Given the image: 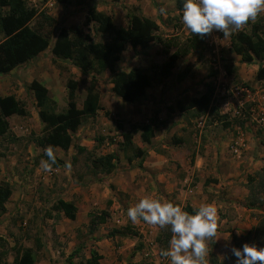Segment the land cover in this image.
<instances>
[{
  "label": "crops",
  "instance_id": "obj_1",
  "mask_svg": "<svg viewBox=\"0 0 264 264\" xmlns=\"http://www.w3.org/2000/svg\"><path fill=\"white\" fill-rule=\"evenodd\" d=\"M25 1L36 10L38 6H41L40 9L45 10L47 14L52 13L48 7L57 4L55 0ZM108 1L99 0V2H92L93 4L91 3L89 8L94 7L97 11L105 13L112 18L116 26L123 28H127L129 20L133 16L140 15L156 21L160 30L171 31L172 28L163 23V19L172 17L174 14L178 15L173 0H155V2L153 0H142L136 3L134 0ZM133 2L136 7L129 8L128 5ZM57 5L65 7V9L68 8V5ZM78 8L79 11L74 8L75 12L72 13L71 19H75L78 12H80L82 18L79 17L77 19L86 20L88 8ZM161 8L166 9L167 15H159L158 12ZM134 11L136 13H133ZM37 12L40 13L38 10ZM61 25L64 26L66 23ZM89 27L92 28L91 25ZM209 42H214L217 46V49H215L216 55H212V48L208 49L209 62L197 59L196 54L191 52L185 57V59H190L189 61L192 64L189 70H184L181 66L178 67L179 60L168 79L153 83L146 90L145 96L138 102L134 104L126 103V109L130 111L126 118L131 124L152 123L155 125L154 136L150 144H143L140 141L139 133H135L133 136L134 145L147 153L142 160L133 159L130 163H127L123 154H121V158L118 157L117 152H120L118 143L122 142V134L128 133L129 129L110 133V135L116 136L112 139L113 142L111 141L107 144L110 147L109 150H103L101 153V156L114 153L118 157L116 169L110 174L85 173L83 176L80 175L78 180H74V177L68 175L70 171L66 167L71 162L60 157L59 151L62 150L55 149L56 158L65 163L64 175H68L67 183L62 185L71 190L68 194L62 193L56 196V200L62 199L74 203L77 208L76 218L71 221L74 223V227L85 226L88 228L89 215L91 213H96V211H106L108 213L106 222L99 225L92 234L89 233L94 246L87 249L82 248L85 250V259L90 257V250L94 249L102 256L100 264H136L141 261L139 253L135 251L136 245L140 240L132 236H121L116 231L122 228H129V230L133 231L134 229L131 228V225H135L137 233L141 236L143 235V240L140 243H143L145 248V233L150 228V225L143 221L133 224L127 216V210L146 196L172 202L174 205H179L183 210L189 208L187 212L190 214H195V211L203 204H215L220 218V226L217 233L219 239L216 242L213 241L212 249V252L216 255L231 248L228 240L231 234L242 233L246 228H249L251 224L249 213L253 210L252 208H247L245 204V178L247 173L252 175L251 173L262 165L263 160L261 158L263 154L258 152L260 151L259 148L254 150L252 133L258 130L256 131L251 125L248 126L246 123L236 124L231 122V119L241 121L249 119L252 122L256 121L257 124V120L261 115L260 111L264 112V98L261 96L264 94V81L258 82L255 80L258 70L257 64H242L240 58L231 52L230 36L224 38L222 32L213 31L211 36L205 40L206 47ZM44 53L46 51L33 60V67L37 68V66L41 65V58ZM216 56L219 58V62L216 66H213L211 59ZM226 56L229 61L225 60ZM50 58L53 63L58 61H53L51 52ZM224 63L229 65L227 66L229 67L226 69L227 71L223 68ZM27 64L14 69L7 75L0 76V78L7 77L15 81L16 73L23 70L22 68ZM140 67L145 68L144 65ZM176 73L180 76H177V79H173ZM103 75L111 76L109 72H105ZM36 80L48 89L50 97L57 103V107L66 105L65 100L60 98L55 92L56 86L59 89L61 88V92L62 90L64 91L65 79L61 76L59 70L54 67L42 73V75L36 76ZM250 82H253L254 94H251L248 89L249 92L244 94L243 99H240V101L245 104L248 102L249 104L247 105H250V108H254L255 111L253 114H247L243 119L235 118L232 114H224V111L219 112L220 116L212 118L214 115L212 108L215 102L212 97L210 106L204 113L197 112L195 108L185 109V100L202 96L206 92V86L210 83L214 94L217 86L222 83L230 87L233 84H247ZM259 83H263L260 89H258ZM109 85L111 89V83ZM9 95L12 94L6 93V95L0 96ZM29 95L32 97L30 93ZM84 97L85 94L83 99ZM250 101L257 104H250ZM238 103L237 97L234 96L231 102L227 101L226 106H228L229 110H232ZM258 110H260L259 113ZM103 111L104 108L98 111L91 120L101 119ZM36 116L37 127L42 129L37 111ZM16 117L12 116L8 119L10 130L12 131L11 124L16 125V123L20 122L19 118H26ZM257 126L259 128L258 124ZM260 131L263 132L261 129ZM14 132L16 131L14 130ZM97 133L90 132L86 128H79L72 137L77 140V146L90 151L95 148L97 143L95 139ZM101 133L108 135L106 132ZM116 145L117 149L115 148ZM33 147V156L39 157V161L42 162L43 160L40 158L41 149L34 142ZM107 151L108 153H106ZM254 155L259 158L255 162ZM11 164L14 165V162H11ZM59 167L53 165L51 172H46L44 169L40 171L37 169V172L42 175L43 181H48L49 177L53 179L57 175L60 171ZM8 169L13 174L14 168ZM12 181L17 182L16 178H13ZM52 186L50 185V187ZM25 188L24 185L18 184L16 186L18 190L12 191V195L5 205L8 214L13 215L19 211L24 206L25 201H32L29 196L24 195ZM40 201L41 197L33 193V207L36 204L39 205ZM52 213L56 214L50 210L47 221L52 225V228L56 229L58 235L62 236V229L58 225H53L54 218L50 216ZM56 215L61 216L64 221L70 222L62 214ZM108 229L111 231L110 234H108ZM78 245V242L65 245L50 240L46 241L43 245L45 257H41L39 260L36 259V264H68V261H70L69 255L79 247ZM150 245H152V242L148 246ZM152 247L154 248L155 245H152Z\"/></svg>",
  "mask_w": 264,
  "mask_h": 264
},
{
  "label": "trees",
  "instance_id": "obj_2",
  "mask_svg": "<svg viewBox=\"0 0 264 264\" xmlns=\"http://www.w3.org/2000/svg\"><path fill=\"white\" fill-rule=\"evenodd\" d=\"M76 0H55L60 5H70ZM175 9L182 17L184 0H174ZM39 13L25 0H0V76L9 74L14 69L33 61L39 54L50 47L53 61H68L83 75L90 78V83L85 91V97L79 108L76 103L78 84L72 79H67V106L64 110L57 111V103L50 97L48 89L37 80H33L26 87L32 95L39 121L42 124V133L33 142L41 149L40 158L48 160L45 149L53 146V149L68 151L73 146V134L79 130L86 119L94 118L98 111L103 110L100 95L96 90L98 78L105 72L111 74L110 83L112 94L122 102L134 104L141 100L154 83V77L163 81L172 75L179 60L187 57L191 52L196 53L205 47L203 38L189 31L188 37L179 42L178 39L163 40L158 36L160 27L156 21L140 16H133L127 28L116 26L112 18L105 13L90 7L87 11L86 23L92 26L91 32L85 33L80 26H71L56 30L51 44V32L45 28H51L55 23L50 16L41 15L43 24L38 26L33 22L39 17ZM54 28V27H53ZM105 40L96 41L95 38ZM156 43L164 48L166 60L151 70L132 68L129 71H117L116 64L120 61L126 46L132 50L146 49ZM173 49V52L169 51ZM231 52L240 58L242 64H257L258 70L255 80L264 81V17H259L255 22H249L244 29L233 32L230 35ZM153 69V71H152ZM181 79V77H180ZM246 87V86H244ZM247 88V87H246ZM248 89V88H247ZM249 91V90H248ZM213 88L206 86V92L199 98H190L185 101V109L195 108L197 112L204 113L210 106ZM29 111L26 104L15 96H0V138L10 134L8 119L12 116L27 117ZM155 125L142 123L135 132L122 134V142L118 143V150L125 156L126 162L133 159L142 160L146 151L136 147L133 136L139 133L143 144H150L154 136ZM77 153H89L86 149L76 146ZM73 158V162L75 161ZM92 173L110 174L116 169L118 157L114 153L106 154L90 159ZM54 166H60L56 158ZM256 186H253L255 185ZM247 208H253L260 203L254 194V187L264 188V169L247 177ZM12 195V188L7 183H0V213L6 211V203ZM51 212L62 214L64 218L74 221L77 208L72 202L62 199L56 200L50 207ZM189 211V208H185ZM108 213L102 211L99 214L89 215L88 232L92 234L99 225L104 224ZM121 236L139 237L137 232L122 228L116 231ZM242 237V238H241ZM245 243L250 242L258 248H264V215L260 217L256 226L240 236ZM234 239H237L236 237ZM0 248H4V241L0 240ZM82 247H77L71 257L76 256ZM7 253L4 249L0 252V264H36V254L33 248H23L15 256L11 263L6 260ZM232 257V254H230ZM102 256L94 249L90 250V257L82 264H100ZM210 264H224L216 255L210 254ZM136 264H152L143 259Z\"/></svg>",
  "mask_w": 264,
  "mask_h": 264
},
{
  "label": "rangeland",
  "instance_id": "obj_3",
  "mask_svg": "<svg viewBox=\"0 0 264 264\" xmlns=\"http://www.w3.org/2000/svg\"><path fill=\"white\" fill-rule=\"evenodd\" d=\"M95 1L99 2V0H76L70 5H68V8L66 9L65 7L53 4L48 7L49 10L52 12L51 14L45 13V10L40 9L41 6H38L37 10L40 12V16H50L55 21V23L52 24L51 28H45L47 32H51V44L53 43L56 30H59L61 28L80 26L83 28L84 32H91V27L87 25L86 20L77 19L79 17L82 18L80 12H78V15H76V20L71 18L73 15L72 13L75 12L74 8H76V11H79L78 7L82 9H89L91 3H95ZM115 1L120 2L121 0H111V2ZM140 1L142 0H134L135 3ZM153 1L155 2V0ZM134 2L128 5L129 8L136 7V5H134ZM133 13H136V11H134ZM158 13L159 15H161L160 11ZM40 16L35 19V21L33 22V26H40L42 24L44 26V20ZM259 17H264V13H261L258 18ZM63 23H66V25L62 26L61 24ZM163 23H166L172 28L171 31H164L163 29L159 30L158 36L163 40L168 41L173 40L174 38L178 39L179 42H183L188 37L189 30L184 26L182 22V17H180L179 14H174L172 17L164 18ZM95 40L101 41L105 39L96 37ZM50 48L46 50V53H44L43 57L41 58V65L37 66V68L33 67L32 61L28 63L25 67H23V70H20L16 73V77H14L15 81L10 80L7 77L0 78V95H6V93L12 94L18 100L24 102L29 111V115L26 118H19L20 122L16 123V125L11 124L13 131L10 130L9 135L0 138V183L9 184L12 188V191H17L18 189H16V186H18V184H22L26 187L24 190V195L29 196V198L32 199V201H25L24 206L13 215L8 214V210H6L4 213H0V240H3L5 242L4 248L2 249H4L7 253L6 260L9 263L12 262L13 258L17 256V254L23 248H33L37 260L41 259V257H45L43 245L46 241L49 240L65 245H68L73 242H78V246L86 249L91 246H94V244L91 242L92 239L88 232V228H86L85 226L76 228L74 227L73 222L64 221L61 216H57L56 214L52 213L50 216L51 218H54L53 225H58L63 232L62 236L58 235L56 229L52 228V225H50V223L47 221L49 216L48 214H50V207L55 202L57 198L56 196H59L62 193L68 194L71 192L70 189H67L65 186L62 185L67 183L68 175L74 177V180H78L80 175L83 176L85 175V173H92L90 159L92 157L101 156L103 150H109L110 147L107 144L111 142L112 139H114L116 136L110 135V133L118 132V130L123 131L124 129H129V132H135V129L140 125L139 123L131 124L126 118V115H128L130 111H128L129 109H126V103H123L120 99L116 98L112 94L109 85L111 76H100L98 78V82L96 83V90L100 95L101 104L104 108L103 115L101 116L102 118H98L94 121L91 119H86L83 122V125L80 127L86 128L90 132H98L95 136V139L97 140L95 148L90 151H87L89 153H77L75 148L78 142L75 138H73V147L71 148V150L66 152L59 151L60 157L63 160L71 162L72 167L70 169L68 168L70 173L66 176L64 175L65 163L64 161H60V171L57 173V175L53 179L49 177L48 181H43L42 175H39V172H37V169L39 171L43 169L41 166V161H39V157L33 156V140L41 134L42 129L37 127V109L35 107L33 98L30 97L26 87L30 82L36 80V76H40L42 75V73L47 72L48 70L53 69L55 67L57 70L60 71L61 76L65 79L64 91L62 90L61 92V88L59 89L57 88V86L55 89L56 94H58V96L66 102L65 106H63L62 104L63 107H57V111L60 112L64 110L67 106V79H72L78 84L76 92V103L79 108L81 107L82 99L85 94L86 88L90 83V78L83 75L78 69H75L70 62L58 60L53 63L50 58ZM208 49L209 48L205 46L199 52H196L194 54H196L197 59H202L209 62L210 58ZM164 52V48L156 43L151 44L144 50H132L130 46H128L122 53L119 64H116V70L127 71L132 68L140 67L142 65H144V69L151 70V68L160 66L166 60L167 56L164 54ZM169 52L172 53L173 49H171ZM189 60L190 59L184 58V60H180V63L178 64L179 66H177H181L182 68H184V70H189L192 66ZM225 60L229 61V58L226 56ZM223 66L224 70L227 71L226 69L229 68L227 67L229 65L224 63ZM177 76L180 75L176 73L173 79H177ZM154 78V83L161 82L159 78ZM239 84L246 86L250 90V93L254 94L255 88L253 82L247 84ZM208 86L212 88L211 83ZM262 86L263 83H259L258 89L262 88ZM261 96H264V94H262ZM216 100V105L214 104V107L212 108L214 114L212 118L220 116L219 112L221 111V109L219 106L223 103L222 98H216ZM16 118H18V116ZM103 118H105V120L102 121ZM231 122H234L236 124L246 123L248 124V126L251 125L256 131L258 130L257 132L252 133L254 138V150H257V148H259L260 151L258 152H261L260 154H263L261 158L263 162L262 165L258 167V169H256V171L251 173L252 175H254L256 172H259L261 169H264V132L260 131L261 128H258L256 121L252 122L249 119L245 121L231 119ZM14 130L16 132H14ZM101 132H106L108 133V135H103V133ZM106 138L108 139L104 140ZM115 148L117 149V145ZM106 153H108V151ZM117 154L118 157L121 158L122 153L117 152ZM74 157L76 159L73 162ZM254 157V162L259 159L255 155ZM11 162H14V165L11 164ZM11 167L14 168L13 174L12 171L8 169ZM249 174L250 173L246 174V184L247 177L249 176ZM13 178H16L17 182L12 181ZM246 184L245 204L247 203V197L249 196V191ZM50 185L53 186L50 187ZM253 186H256V183ZM33 193L41 197L40 204H36V206L34 207ZM254 194L256 195V199L260 203V205L254 206L252 208L253 211L249 213L251 220L249 228H246L245 231H243L242 233L231 234L228 238L231 244V248L228 251L219 253L218 255L212 252L213 242H211L209 244V255L207 257L208 264H210V254L216 255L219 261L223 262L224 264H236L237 258L232 254L231 249L233 247L242 248L245 242L243 239H241L242 237L240 238V236H244L247 231L256 226L260 217L264 215V188L261 190L259 187H254ZM96 213L99 214L100 211H96ZM131 226V228L134 229L133 231L137 232L135 230L136 226ZM110 232L111 231L108 229V234H110ZM171 235L172 234L170 228L161 229L158 226L150 225V228H148L145 233V248L143 243H140V241L143 240V235L141 236L139 234V237L136 238L140 241H138L139 243H137L135 251L139 253L141 260L145 259L152 264H171L168 258H164L160 255L162 249L166 250L169 247ZM235 237L237 239H234ZM150 242H152V245H155L154 248L152 247V245L148 246ZM0 243L2 242L0 241ZM247 243L250 244V242ZM2 249L0 248V252ZM230 254H232V257H230ZM68 258L70 260L68 261V264H82L85 261V250L82 249L80 253H78L74 257H71L69 255Z\"/></svg>",
  "mask_w": 264,
  "mask_h": 264
},
{
  "label": "clouds",
  "instance_id": "obj_4",
  "mask_svg": "<svg viewBox=\"0 0 264 264\" xmlns=\"http://www.w3.org/2000/svg\"><path fill=\"white\" fill-rule=\"evenodd\" d=\"M264 13V0H184L182 22L194 35L203 38L213 31L222 32L224 38L255 22ZM161 15H167L165 8ZM48 160L41 166L52 171L56 163L53 146L45 149ZM71 168V164L66 165ZM133 224L141 221L161 229L170 228L169 247L160 255L171 264H208L209 244L218 241L219 215L215 204H203L195 214L183 210L172 202L161 201L151 196L139 200L127 210ZM237 258L236 264H264V248L245 243L242 248L231 249Z\"/></svg>",
  "mask_w": 264,
  "mask_h": 264
},
{
  "label": "built area",
  "instance_id": "obj_5",
  "mask_svg": "<svg viewBox=\"0 0 264 264\" xmlns=\"http://www.w3.org/2000/svg\"><path fill=\"white\" fill-rule=\"evenodd\" d=\"M211 36L207 35V37ZM207 39V38H206ZM208 48H212L211 49V53L212 55H216L217 53L215 49H217V46L215 45L214 42H209L207 44ZM219 58L216 57H212L211 62L213 64V66H216ZM249 91L246 87L240 85V84H233L230 87L227 84H220L217 86L213 96H212V100H216V98H222L223 99V103L222 105H220V109L221 111H224V114H232L235 118L238 119H243L246 117L247 114H253V112L255 111L254 108H250V105L247 102V104H245L244 102L240 101V99L242 100L244 97V94H247ZM236 96L237 100L239 101L238 105H236V107L232 110L228 109V106H226L227 101L231 102V100L233 99V97ZM264 98V96H263ZM256 102H252L250 101V104H255ZM215 104V102H214ZM257 104V103H256ZM224 105V106H223ZM223 106V107H222ZM220 111V112H221ZM260 110H258L259 113ZM261 115L257 120V124L259 125V128H261V130L264 132V112L260 111Z\"/></svg>",
  "mask_w": 264,
  "mask_h": 264
}]
</instances>
